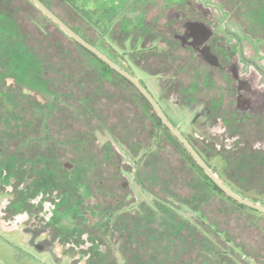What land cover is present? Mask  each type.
Listing matches in <instances>:
<instances>
[{"label": "flooded vegetation", "instance_id": "1", "mask_svg": "<svg viewBox=\"0 0 264 264\" xmlns=\"http://www.w3.org/2000/svg\"><path fill=\"white\" fill-rule=\"evenodd\" d=\"M41 1L93 46H107L106 37L114 40L119 51L112 52L118 58L113 61L146 89L230 189L210 159H223L228 178L235 173L232 168L264 162V0H85V12L74 10L77 25ZM19 30L23 41L16 44L34 42L31 46L46 54L51 41L46 32ZM60 51L54 58L0 60L16 65L14 75L0 74V240L4 235L22 245L15 250L25 264H63V256L71 264H119L120 259L127 264L133 252L149 255L142 254V246L137 253L135 243L160 231L172 235L178 223L187 227L183 236L191 228L204 236L199 231L209 221L204 168L130 79L90 50L97 58L70 57L68 47ZM37 64L42 75L35 73ZM51 66L55 73L50 70L48 77L71 82L60 90L71 88V99L31 84L46 78ZM105 82L121 91H106ZM108 93L122 98L117 120L97 105L107 103ZM59 118L70 134L55 129ZM185 119H190L189 131L182 127ZM116 121L121 136L108 132ZM105 131L126 153L116 142H99L97 133ZM128 155L142 163L134 168ZM142 169H150L151 177L145 178ZM130 176L147 193L152 190L143 182L196 211L195 224L181 217L168 198L156 196L153 206L138 203ZM184 192L189 197H180Z\"/></svg>", "mask_w": 264, "mask_h": 264}, {"label": "rangeland", "instance_id": "2", "mask_svg": "<svg viewBox=\"0 0 264 264\" xmlns=\"http://www.w3.org/2000/svg\"><path fill=\"white\" fill-rule=\"evenodd\" d=\"M69 1L72 4L74 9L71 8V6L69 5ZM82 1H85V0H79V1L66 0V2L63 0H59V2L57 0H47L48 4L53 8V10L55 12H57L60 16L64 17L66 20H68L69 22H71L72 24H75V25L80 24V22L75 17L77 14L74 10L79 11V12H85L86 11V9H85V7H86L85 3L86 2H82ZM208 1H210V0H208ZM67 2H68V4H67ZM11 3L16 8L20 7L24 3V6H22L25 10L24 14L22 13V19H25L24 23H23V27H27L29 29V31L31 32V35H36L40 30L43 32H46L47 38H50V39L52 38L55 41H59L61 43L62 48L68 47L70 55H72V56L76 55L75 57L80 58V55H81L80 53L82 52L81 48H79V46L77 44L74 45L73 40L68 35H66L65 32L61 28H59L51 19H49V17L46 18V16L42 13V11L38 7H36L33 4V2H31L30 0H12ZM22 7H20V8L23 9ZM28 14L30 16H32L33 18L28 19L27 18ZM71 16H72V18H71ZM73 17H74V19H73ZM15 36L17 37V39H19V37H20L18 33H16ZM105 41L108 44L107 46H103L99 43H96L95 47L99 51H101L103 54H105L107 57H109L112 61L117 60V62H118L117 56L112 55V52L114 53V52L119 51L114 40L106 37ZM31 45H34V42H31L29 44V46H31ZM41 47H42V44H41ZM45 48L44 49L46 51H50V50L54 49V48H50L48 44H46ZM12 49H13V51H15V50L19 51L20 47L18 44L15 43V46ZM22 51H24L23 47H22ZM42 51H44V50L41 49V52ZM18 53H20V52H18ZM7 60H11V59L6 58V61ZM2 64L3 65H1V67H0V73L9 72L10 75L11 74L14 75V70H12V68L16 67L15 64H8L9 67L7 66V62L2 63ZM32 84H34L36 86V88H41V85L38 86L37 82H32ZM78 84H80V82H78ZM95 87H97V83H95ZM77 88L79 89L80 85H78ZM105 90L106 91H115L117 93H118V91H121V89L114 87L112 83H106ZM108 95H112V93H108L106 96H108ZM50 96L51 95H48V96H46V98L49 100ZM120 100L122 101V98L121 99L112 98L111 101L108 100L106 104L102 103L104 105H102L100 103H97V105L100 107V109L106 108L108 110V112L110 113V115L115 114L116 120H117L119 115L122 116V112H121L122 106H119V104L121 102ZM57 114L60 115L59 113H57ZM132 115L133 114H129V117L133 118ZM58 121H59L58 124L55 125V129L58 130L59 133L61 132V134H63V136H64L66 132H68L69 134L72 132L71 130L61 128L60 118L58 119ZM55 122H57V121H55ZM84 122H86V121H84ZM189 122H190V119H185L184 123L182 125V127L186 131H189L190 130L189 128L192 127V126H190ZM112 128H113L112 131L107 130L108 132L111 133V136H112V134L116 135V136H121L119 134H122V126L118 121H116L113 124ZM133 130L136 131V127H134ZM82 131H86V128L82 129ZM128 133H130V131ZM111 136H110V134H107L106 131L104 133H97V138L101 144H104L106 141L111 140L112 142H116V145L119 148V150L121 151V153L122 152L126 153L124 147H122V144H120L116 139H113ZM150 150H151V147H149V151ZM209 161L211 163V166L214 168V170L220 175V178L223 179V181H225L230 187H233L234 192H236L237 194L240 193L239 189H237L233 184V182H235L236 178L233 180H232V178L235 177V174L237 175L238 173H240L239 171H240V169H242V167L241 166L236 167L237 170L235 171L234 176L232 178H228L227 176H225L222 173V170L224 169L223 166L225 163L223 161V159L218 157V158L210 159ZM127 162H129L130 164L132 163L134 168L139 163H142V161H139L138 158L135 159L134 157H131L130 155H128ZM137 168L139 169V167H137ZM142 172H143L145 178L151 177L150 169H148L147 171H144V169H142ZM243 173L245 174L244 171H243ZM128 181L130 182V187H131L132 193H134V195L137 197L138 203L144 202L149 206H153V201H155L156 196L157 197L160 196V198H166V199L168 198L167 200L176 202V204L174 206L176 207L175 209H177L179 211L178 213L181 217H183L184 219L195 224V217H199V214L196 211H194L193 209L191 210L187 206L180 204L179 202H177L176 199H173L172 197H170V195H167V193H164L161 190V187H159V186L158 187H152L148 183L143 182L144 184H142V185H145L144 187H150V189L152 190V193H147L141 186H139V184L136 182V179L134 177L130 176L128 178ZM239 184L241 185L240 182H239ZM256 185H258V183ZM79 189H80L79 192L81 194H85L83 187H80ZM246 193H247V195H246L247 198H251V199L259 201V202H255V203L262 204L264 202V189L262 187L256 186L255 188H249L248 192H246ZM189 194L190 193H188V192L180 193V197L186 198V197H189ZM220 196L222 198L224 197L225 199H227V197L222 195V194H220ZM160 198H158L159 201H161ZM167 200H162V201L167 203V202H169ZM209 201L210 202L207 203V205L205 206V211H206V213H208L207 215L210 217V219H212L215 223L218 224L220 230L227 231L229 233V236L236 241L235 243L244 245L247 250L251 249V251H253V254L264 255V215L263 214L252 213V215H250L248 211H245V213H244L243 211H240L238 209L237 205L232 203L231 201H230V203H227V202L222 203L216 197L209 199ZM227 201H228V199H227ZM134 209H135V206H134ZM211 225L212 224H210L208 221V223L205 224V227H204L205 230L204 229L200 230V228H199V231H201V233L205 234L208 238H212V234L207 232L209 229H211L213 231V228H211V227H213V225L212 226ZM221 236L224 237L223 234H221ZM2 238L5 240H3V239L0 240V264H25L24 258L21 257L22 252L15 250V249H21L22 245H20L18 243H9L11 241L10 237H5L4 235H2ZM51 248L55 249L53 247H51ZM12 250L14 253L12 252ZM59 253H60V251H59ZM59 259H61V261L63 260V264H71L70 258H68V257L66 258L63 256ZM246 263L247 264H254L250 260H246ZM119 264H124L123 259H120Z\"/></svg>", "mask_w": 264, "mask_h": 264}, {"label": "trees", "instance_id": "3", "mask_svg": "<svg viewBox=\"0 0 264 264\" xmlns=\"http://www.w3.org/2000/svg\"><path fill=\"white\" fill-rule=\"evenodd\" d=\"M12 0H0V60L6 58H23V57H32V58H54L56 56V51L62 48L60 44L56 45L55 40L48 39L47 42L50 48H54L50 51L41 52L39 47H32L29 45L19 46V51H13L15 43L21 44L23 41L21 37L17 39L15 36L16 33H19V28L23 26L24 20L22 19V13L24 14V8L14 7L11 3ZM28 19H32L33 17L29 14L27 15ZM47 18V17H46ZM26 42V41H25ZM51 42H53L51 44ZM57 46V49L55 48ZM81 48V55L82 56H93L97 58L94 54L89 52L85 47L78 45ZM22 47L23 50L22 51ZM20 52V53H18ZM61 56H68V53L61 50ZM70 57H75L76 55H69ZM3 65L0 63V67ZM8 66V64H7ZM9 67V66H8ZM38 68L37 75L43 74V69L40 65H36ZM49 69V68H48ZM50 70L52 73H55V66H51L48 70L46 78H39L41 81H37L38 86L42 84L45 85L46 90L48 93L53 94V96L63 97L64 99L70 98L71 99V91H60L62 88H67L68 84H71L69 81H60L53 77H48L50 74ZM54 71V72H53ZM33 73V72H30ZM0 74L10 75L9 72H4ZM38 80V79H37ZM32 84V83H31ZM86 85V83L84 82ZM112 96H106L107 101H111ZM69 99V100H70ZM232 168V167H231ZM234 169V172L237 170ZM261 169V170H260ZM242 171V172H241ZM245 172V174L243 173ZM237 175L235 174L236 186L240 187L242 193L245 198H247V193L249 188H255L256 186L262 187L264 189V162H255L250 165H245V170L240 169ZM234 176V175H233ZM243 176V177H242ZM206 185H207V192H206V203H209V199L213 197L218 198V194L224 195L227 197L218 198L222 203H230V201L237 205L240 211H248L250 215L252 213H261L264 215V212H260L253 208H250L244 204L239 203L235 199L228 196L224 193L218 186L208 177L206 176ZM232 179V180H233ZM241 183V185L239 184ZM258 183V185H256ZM247 186V187H246ZM218 192V194H217ZM262 195V194H261ZM253 202H259L258 200H254L251 198H247ZM264 205V202L262 203ZM208 214V213H207ZM205 215L211 224L213 225V231L209 229L207 232L212 234V238H208L206 235H197L196 230L191 228L189 235L183 236L181 233H185L184 229L187 227L183 225V223H178L179 229L175 226L173 230V234L170 235L167 231L161 232L156 236L154 235L153 239H144L138 246L135 243L136 252L138 253V249L142 246L143 255L146 252H149V255L142 256L141 258L138 257V254L135 252L134 255L127 257V264H247L246 260L252 261L254 264H264V255H255L253 251L247 250L244 245L235 243L236 241L229 236V233L225 230H220L217 223H215L208 215ZM211 225V226H212ZM163 234V235H162ZM223 234L224 237L221 236ZM202 236V239H200ZM191 239V241H190ZM192 254V255H191Z\"/></svg>", "mask_w": 264, "mask_h": 264}, {"label": "water", "instance_id": "4", "mask_svg": "<svg viewBox=\"0 0 264 264\" xmlns=\"http://www.w3.org/2000/svg\"><path fill=\"white\" fill-rule=\"evenodd\" d=\"M36 7H38L44 15L49 17L54 23H56L66 34H68L70 37H72L74 40L82 44L84 47H86L88 50L93 52L95 55L100 57L103 61H105L110 67H112L114 70L119 72L120 74L125 75L130 81H132L147 97V99L151 102V104L154 106L160 117L162 118L163 122L173 131L174 134H176L181 141L184 143L186 148L190 151V153L193 155L195 160L200 164L202 168L206 171L207 175L214 181V183L228 196L235 199L241 204H244L250 208H253L255 210L264 212V205L255 203L253 201H250L249 199H246L236 192H234L232 189H230L228 186H226L217 176L216 174L208 167V165L199 157V155L194 151V149L190 146V144L180 135V133L173 127V125L168 121L162 110L159 108L157 103L154 101V99L149 95V93L146 91V89L131 75H129L127 72L122 70L120 66H118L116 63H114L109 57H107L105 54H103L101 51H99L95 46L87 42L85 39H83L79 34H77L74 30H72L61 18H59L52 10H50L41 0H31Z\"/></svg>", "mask_w": 264, "mask_h": 264}]
</instances>
